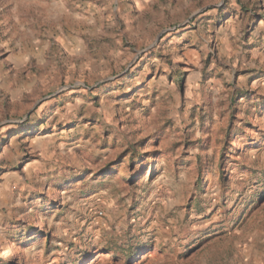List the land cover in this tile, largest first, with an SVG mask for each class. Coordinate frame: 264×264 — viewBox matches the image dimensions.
<instances>
[{"label": "rangeland", "instance_id": "obj_1", "mask_svg": "<svg viewBox=\"0 0 264 264\" xmlns=\"http://www.w3.org/2000/svg\"><path fill=\"white\" fill-rule=\"evenodd\" d=\"M0 264H264V0H0Z\"/></svg>", "mask_w": 264, "mask_h": 264}]
</instances>
